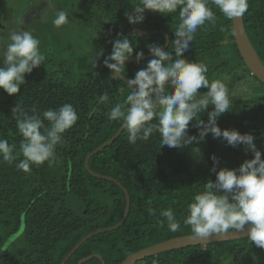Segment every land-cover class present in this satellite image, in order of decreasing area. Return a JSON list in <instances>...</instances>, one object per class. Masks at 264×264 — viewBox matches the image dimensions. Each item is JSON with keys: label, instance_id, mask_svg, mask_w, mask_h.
Returning a JSON list of instances; mask_svg holds the SVG:
<instances>
[{"label": "trees", "instance_id": "trees-1", "mask_svg": "<svg viewBox=\"0 0 264 264\" xmlns=\"http://www.w3.org/2000/svg\"><path fill=\"white\" fill-rule=\"evenodd\" d=\"M73 1L79 22L98 32L101 38L103 55L98 72H85L76 81L68 83L64 80L68 73L62 72L56 64L26 73L25 83L17 94L9 95L0 88V138L16 144V151L23 140L12 112L17 104L30 115L35 107L43 118V110L71 103L79 116L76 124L63 134L64 143L57 145L56 161L51 166L47 161L39 166L33 164L31 172L25 173L15 167L24 159L22 153L11 165L0 156V264H59L80 238L120 221L125 208L122 188L130 197L124 222L116 229L86 239L64 264H76L79 259L94 253L99 254L105 264H120L137 250L193 234L190 226L183 223L188 215V204L204 190L209 180L215 182L213 156L218 160L216 170L220 169L221 150L213 135L208 133L201 140L196 127L197 119L208 121V112L214 107L209 105L189 122L187 135L197 137L191 144L164 146L160 144L158 132L147 141L131 144L124 128L110 145L93 154L88 160V168L115 179L120 186L87 171L84 166L86 156L108 141L123 123L119 118L110 120L107 113L116 103H122L131 91L126 82L113 79L112 70L104 64V59L112 52L114 40L127 36L133 46L132 57H135L137 52L150 53V45L162 47L165 37L160 33L139 34L131 27L125 14L135 10L140 0ZM248 3L249 8L242 17L244 28L264 63V0H248ZM210 7L216 14L215 24L206 22L198 27L183 58L206 63L210 82V78L229 76L226 81L229 89L247 78H254L264 87L250 73L237 50L231 20L219 9ZM179 23L178 7L176 12L166 14L145 9L143 21L133 24L141 30L163 29L169 39L164 50L174 55L173 41ZM152 58L125 62L121 74L133 79ZM207 90L202 86L198 95ZM104 92L108 93L110 103L100 104L99 96ZM243 103H252L253 114L246 125L247 134L254 136L256 148L264 159V92L243 99ZM219 117L221 119V115ZM45 126H48L47 121ZM250 153L249 159H252L254 153ZM149 200L152 201L150 206ZM149 207L154 210V215L149 214ZM169 207L180 223V229L174 233L168 230L166 221L163 226L159 223L165 219L160 216V211ZM13 236L15 239L7 244ZM259 248L244 237L177 248L134 264H244ZM82 264H101V261L94 257Z\"/></svg>", "mask_w": 264, "mask_h": 264}, {"label": "clouds", "instance_id": "clouds-1", "mask_svg": "<svg viewBox=\"0 0 264 264\" xmlns=\"http://www.w3.org/2000/svg\"><path fill=\"white\" fill-rule=\"evenodd\" d=\"M232 20L243 17L249 8L248 0H140L135 5L136 15L126 13L130 23H140L144 19L145 9L163 14L174 13L179 7L180 23L175 29L173 52L162 50L160 45H150L148 50L153 58L147 67L136 72L135 77L127 82L131 91L122 103H116L107 113L110 120H123L128 132V142L147 141L153 133L160 135V144L167 147H180L191 144L197 137L188 136L189 122L197 118L198 113L208 112V121L197 119L199 139L208 133L214 138L223 137L229 145L243 144L246 150L254 153L252 159L245 160L238 169L221 168L216 170L218 160L212 157L216 180H209L202 192L196 194L188 204V215L183 223L190 226L194 237L207 238L217 234L223 236L229 230L243 231L247 227L248 238L256 246L264 248V159L256 148L254 136L241 134L237 130H228L217 125V118L232 107L230 89L226 83L230 79L224 75L209 81L208 66L204 62L189 61L183 58V52L189 48L198 27L206 22L213 25L216 14L212 7ZM57 28L69 23L68 13L59 10L52 21ZM103 55V49L100 50ZM133 56V46L127 36L115 39L112 52L104 59V64L112 72V78L125 70V62ZM143 56L137 52L136 57ZM0 88L9 95L17 94L25 83V74L44 63L46 57L40 50V40L27 30L11 31L5 40L0 35ZM208 90L198 95L202 87ZM123 92V89H121ZM99 103H110L109 95L104 92L99 96ZM13 117L23 140L19 150L16 144L0 138V156L3 161L13 164L22 153L24 159L15 164L18 170L31 172V165H42L46 161L51 166L56 161L57 145L64 143L63 134L79 119L71 103H64L57 109L48 108L41 114L33 107L31 115L20 104L13 109ZM156 122L153 123V119ZM45 121L48 126H45ZM229 194H231L229 198ZM149 200L148 204L151 205ZM148 212L154 215L149 207ZM160 216L167 223L170 232H177L180 223L172 208L162 209ZM15 236L10 237V244Z\"/></svg>", "mask_w": 264, "mask_h": 264}, {"label": "rangeland", "instance_id": "rangeland-1", "mask_svg": "<svg viewBox=\"0 0 264 264\" xmlns=\"http://www.w3.org/2000/svg\"><path fill=\"white\" fill-rule=\"evenodd\" d=\"M73 0H0V35L6 40L9 33L15 30H27L40 40V50L46 59L36 70L58 65L62 72H67L64 80L68 83L76 81L85 72L96 73L100 66V50L103 47L98 32L91 31L80 22L75 15L76 6ZM59 10L68 13L69 23L57 28L52 21ZM0 66L3 60L0 59ZM34 69V70H35ZM44 70V69H43ZM211 80L217 78H210ZM222 79V78H221ZM233 95L232 107L217 118L221 130H237L247 134V123L253 114L252 103L242 104L255 93L264 92L254 78H247L230 89ZM201 93L199 95H203ZM223 116V117H222ZM220 118V117H219ZM221 150V168L238 169L251 155L246 146L229 145L223 137L214 138ZM72 202V199H69ZM264 248L257 252L244 264H262Z\"/></svg>", "mask_w": 264, "mask_h": 264}, {"label": "water", "instance_id": "water-1", "mask_svg": "<svg viewBox=\"0 0 264 264\" xmlns=\"http://www.w3.org/2000/svg\"><path fill=\"white\" fill-rule=\"evenodd\" d=\"M130 14L134 16L136 14V11L133 10ZM231 22H232V32H233L235 44H236L237 50L241 58L243 59L247 68L250 70V73L264 84V63L262 62L260 57L257 55L255 49L253 48L247 36V33L244 28L243 18L237 17V18L232 19ZM130 25L139 34H146V35L151 34V33L162 34L165 37V43L162 46V50H164L169 43L168 35L163 29L141 30V29L135 28L133 23H130ZM2 27L3 26L0 23V30L2 29ZM150 56H153V54L152 53L143 54V56L140 57L139 60L146 58V57H150ZM136 60H137V57L135 56V57L129 58L128 60H126V62H132ZM113 71L114 70H112V72ZM118 78L126 83L129 80H131L123 76L122 74H118ZM124 128L125 127H124V122H123L122 125L119 127V129L116 131V133L108 141L98 146L96 149L92 150L86 156L84 160V166L91 175L102 177L108 180H112L119 186L120 184L117 181H115V179L109 176H104V175L102 176V175L96 174L93 171H91L88 168L87 163H88L89 158L93 154L97 153L101 149L110 145L119 136V134L122 132ZM122 189L125 194V208H124V212H123V215L120 221L112 226L91 231L85 236H83L82 238H80L64 255V257L62 258L59 264H64L67 258L77 249V247L89 237L93 236L94 234L100 233V232L116 229L124 222L128 214L129 207H130V197H129L127 190L125 188H122ZM244 237H248L247 227L243 231L229 230V232L224 234L223 236L214 234L207 238H200V237H194V234H188V235L173 237V238L158 242L156 244L150 245L148 247L142 248L140 250H137L131 253L130 255L125 257V259L120 264H134L135 262L143 258L152 256L155 254H159L165 251L177 249V248H183V247L193 246V245H203V244H208L212 242L228 241V240H234V239H239V238H244ZM94 257L98 258L101 261V264H105L104 261L102 260V257L99 254H95V253L79 259L76 264H82L86 262L87 260L94 258Z\"/></svg>", "mask_w": 264, "mask_h": 264}, {"label": "flooded vegetation", "instance_id": "flooded-vegetation-1", "mask_svg": "<svg viewBox=\"0 0 264 264\" xmlns=\"http://www.w3.org/2000/svg\"><path fill=\"white\" fill-rule=\"evenodd\" d=\"M0 33H1V30H0Z\"/></svg>", "mask_w": 264, "mask_h": 264}]
</instances>
